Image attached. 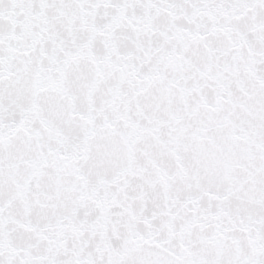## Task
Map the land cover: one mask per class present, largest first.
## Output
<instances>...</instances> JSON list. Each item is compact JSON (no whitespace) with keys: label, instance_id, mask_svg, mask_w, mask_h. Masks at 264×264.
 <instances>
[{"label":"snow or ice","instance_id":"6c2138e0","mask_svg":"<svg viewBox=\"0 0 264 264\" xmlns=\"http://www.w3.org/2000/svg\"><path fill=\"white\" fill-rule=\"evenodd\" d=\"M0 264H264V0H0Z\"/></svg>","mask_w":264,"mask_h":264}]
</instances>
